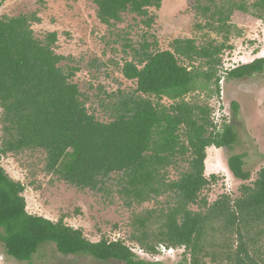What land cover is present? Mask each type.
Masks as SVG:
<instances>
[{"label": "trees", "instance_id": "trees-1", "mask_svg": "<svg viewBox=\"0 0 264 264\" xmlns=\"http://www.w3.org/2000/svg\"><path fill=\"white\" fill-rule=\"evenodd\" d=\"M93 1L100 22L112 25L129 13L146 28L155 19L149 7L161 5V0ZM194 7L221 41L174 38L169 48L160 49L145 32L137 47L125 45L131 58L123 59L120 72L135 86L117 91L108 121L86 106L87 96L72 81L78 68L61 64L67 57L55 51L56 31L36 37L31 27L40 21L36 12L1 16L0 158L42 150L44 170L70 185L103 191L115 184L126 206L154 202V208L133 212L130 221L129 240L146 253L156 254L163 245L183 247L174 264H264V167L254 181L240 185L238 197L222 194L209 203L201 194L217 175H205L206 148L231 149L237 132L225 121L217 127L207 103L187 99L197 91L219 94L220 56L232 48L227 44L230 16L234 9H249L235 0H195ZM250 7L264 20V0ZM262 71L264 57H257L227 69L225 78L244 79ZM231 108L235 115L238 103L232 101ZM243 157L230 155L227 167L234 178L247 181L251 172ZM170 169L176 170L175 178ZM24 189L0 163V245L8 256L31 264L40 246L51 243L64 256L166 264L138 257L121 239L90 241L63 216L53 221L29 213Z\"/></svg>", "mask_w": 264, "mask_h": 264}, {"label": "rangeland", "instance_id": "rangeland-1", "mask_svg": "<svg viewBox=\"0 0 264 264\" xmlns=\"http://www.w3.org/2000/svg\"><path fill=\"white\" fill-rule=\"evenodd\" d=\"M235 1L244 2L249 10L243 12L234 9L230 16L229 25L232 27L227 44L232 48L225 49L220 56L219 94L208 95L206 91H197L187 96L189 100L210 106L211 118L217 127L225 121L233 124L237 132V141L231 149L215 146L206 148V157L211 161L210 167L205 165V175H217V180L201 194L207 197L209 203L222 194L231 198L238 197L240 185L250 184L258 170L264 167V71L244 79L225 78L227 69L242 62L235 58L234 50L239 49L242 53L247 51L250 58L264 57V20L250 13V5L255 0ZM194 5L195 0H161L159 8L149 7L150 13L155 15L149 28L129 13L123 14L122 21L112 25L102 23L97 18V7L93 0H0V17L36 12L40 21L31 24L36 37L43 38L46 33L56 31L55 51L67 57L61 64L78 68L72 81L87 96L86 106L98 119L108 121L117 91L130 92L135 86L133 81L125 79L120 72L123 59L131 58L129 48L125 45L137 47L145 32L149 40H157L160 49L169 48L174 38H194L198 44L210 39L221 41V34L206 26V18L199 15ZM162 101L166 104L170 102L166 98ZM232 101L238 103L235 115L231 108ZM1 114L0 108V117ZM232 154H244V168L251 172L249 180L236 179L228 170L227 159ZM0 163L12 179L24 184L23 196L29 213L53 221L63 216L66 224L81 228L90 241H98L102 237L121 239L143 259L166 264H174L181 259L183 247L149 254L129 240L132 213L154 208V202L126 206L115 184H110L103 191L79 189L70 185L44 170L45 153L42 150L8 153L1 156ZM169 175L175 178L176 170L170 169ZM159 199L164 200L163 197ZM191 208L198 209L196 205H191ZM0 264L28 262L8 256L0 245ZM31 264L119 263L113 260L97 261L85 255L64 256L56 251L53 244L46 243L40 246Z\"/></svg>", "mask_w": 264, "mask_h": 264}, {"label": "crops", "instance_id": "crops-1", "mask_svg": "<svg viewBox=\"0 0 264 264\" xmlns=\"http://www.w3.org/2000/svg\"><path fill=\"white\" fill-rule=\"evenodd\" d=\"M234 52H235L234 53L235 58L236 59L238 58L240 61H242L241 63L250 62V61H252L253 59H255L257 57H261V56H256L254 58L253 57L250 58V56H247V51L242 53L241 51H239V49H236V51L234 50ZM243 58L244 59L247 58V60H243Z\"/></svg>", "mask_w": 264, "mask_h": 264}, {"label": "built area", "instance_id": "built-area-1", "mask_svg": "<svg viewBox=\"0 0 264 264\" xmlns=\"http://www.w3.org/2000/svg\"><path fill=\"white\" fill-rule=\"evenodd\" d=\"M158 250H159V252H165V251H173L174 249L173 248H166V247H164L163 245H160L159 247H158Z\"/></svg>", "mask_w": 264, "mask_h": 264}, {"label": "bare ground", "instance_id": "bare-ground-1", "mask_svg": "<svg viewBox=\"0 0 264 264\" xmlns=\"http://www.w3.org/2000/svg\"><path fill=\"white\" fill-rule=\"evenodd\" d=\"M210 148V147H209ZM210 155V154H209ZM219 160V159H218ZM211 160H209V157L207 156L206 157V160H205V165H206V167H210L209 166V162H210ZM215 161V160H214ZM209 170H210V168H209Z\"/></svg>", "mask_w": 264, "mask_h": 264}]
</instances>
